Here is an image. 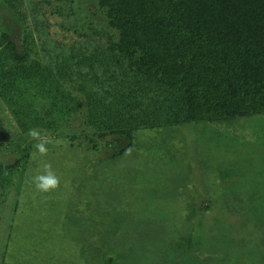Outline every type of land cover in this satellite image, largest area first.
<instances>
[{"label": "rangeland", "instance_id": "374dc122", "mask_svg": "<svg viewBox=\"0 0 264 264\" xmlns=\"http://www.w3.org/2000/svg\"><path fill=\"white\" fill-rule=\"evenodd\" d=\"M116 2L153 29V75L114 51L109 0H0V38L50 78L0 91V264H264V114L184 121L190 62L150 0ZM173 28L264 97V0H180Z\"/></svg>", "mask_w": 264, "mask_h": 264}, {"label": "trees", "instance_id": "16d2710c", "mask_svg": "<svg viewBox=\"0 0 264 264\" xmlns=\"http://www.w3.org/2000/svg\"><path fill=\"white\" fill-rule=\"evenodd\" d=\"M154 8L153 12L157 25L155 30L170 44V51L180 60L187 59L190 62L191 75L199 84L200 89L187 91L181 99L186 108L182 119L188 121L201 118L207 122L215 123L221 118L213 103L223 102L224 105L235 108L240 113L251 115L264 114V97L254 95L244 102L238 95H232L225 88L220 87V82L214 81V73L208 67L201 53L200 44L188 37L183 32H177L173 28L175 14L180 7V0H150ZM108 13L110 25L118 30V39L114 45V51L120 55L130 57L133 67L141 74L153 75L155 63L145 53L142 37L148 38L149 31H153L150 25H143L133 29L126 10L117 4L116 0H109ZM140 34V35H138ZM40 63L29 62V55L24 46L10 41L7 37L0 38V91L12 89L19 90L21 84L31 79L41 81L44 79L43 91L47 92L50 78L43 72ZM40 87V82H35ZM15 92V91H13ZM37 94L40 91L35 90Z\"/></svg>", "mask_w": 264, "mask_h": 264}]
</instances>
